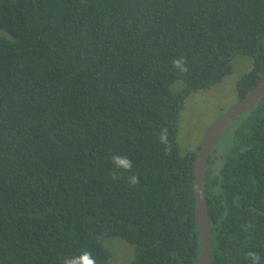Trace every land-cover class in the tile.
I'll list each match as a JSON object with an SVG mask.
<instances>
[{
  "label": "trees",
  "instance_id": "16d2710c",
  "mask_svg": "<svg viewBox=\"0 0 264 264\" xmlns=\"http://www.w3.org/2000/svg\"><path fill=\"white\" fill-rule=\"evenodd\" d=\"M238 54L239 100L264 75V0H0V264H111L105 237L134 246L126 264H200L179 111ZM236 125L206 167L212 264H264V97Z\"/></svg>",
  "mask_w": 264,
  "mask_h": 264
},
{
  "label": "rangeland",
  "instance_id": "374dc122",
  "mask_svg": "<svg viewBox=\"0 0 264 264\" xmlns=\"http://www.w3.org/2000/svg\"><path fill=\"white\" fill-rule=\"evenodd\" d=\"M7 36V34L3 31ZM232 72L225 76L220 83L210 88L191 90L186 95L179 111L178 135L180 152L196 151L202 138L214 119L230 108L238 100L235 88L236 81L252 67V58L247 54H238L231 60ZM186 84L182 80H175L173 90H181ZM239 115L229 123L216 139L210 155L215 160L217 169L222 165L227 147L230 145L231 132L234 129ZM103 244L110 251L111 264H126L134 259V246L120 237H105Z\"/></svg>",
  "mask_w": 264,
  "mask_h": 264
},
{
  "label": "water",
  "instance_id": "95a60500",
  "mask_svg": "<svg viewBox=\"0 0 264 264\" xmlns=\"http://www.w3.org/2000/svg\"><path fill=\"white\" fill-rule=\"evenodd\" d=\"M264 97V75L257 84L230 108L220 113L206 130L193 163V196L195 221L201 236L200 264H212L211 232L205 202V174L212 147L226 126Z\"/></svg>",
  "mask_w": 264,
  "mask_h": 264
},
{
  "label": "clouds",
  "instance_id": "9594fccd",
  "mask_svg": "<svg viewBox=\"0 0 264 264\" xmlns=\"http://www.w3.org/2000/svg\"><path fill=\"white\" fill-rule=\"evenodd\" d=\"M172 66L176 69L180 74H184L188 71L186 59L180 57L178 59L172 60ZM158 140L161 144L168 146V130L163 129L160 131ZM112 163L116 166V168L121 169L126 172H131L133 165L130 158L122 155H113L111 157ZM115 178V177H114ZM128 182L132 186H136L139 184V177L135 174L128 176ZM247 257L251 260L252 264H260L261 257L255 252H249ZM62 264H96L95 259L92 257V253L87 250H83L79 255H73L71 257L65 258Z\"/></svg>",
  "mask_w": 264,
  "mask_h": 264
}]
</instances>
